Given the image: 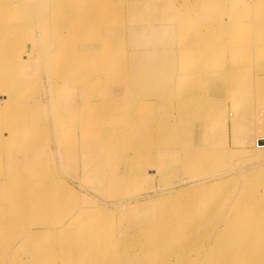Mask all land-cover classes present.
I'll use <instances>...</instances> for the list:
<instances>
[{
    "label": "rangeland",
    "instance_id": "obj_1",
    "mask_svg": "<svg viewBox=\"0 0 264 264\" xmlns=\"http://www.w3.org/2000/svg\"><path fill=\"white\" fill-rule=\"evenodd\" d=\"M106 1L104 0V3ZM0 2L4 3L2 5L13 7V15H15L14 18L16 20H28L30 23L33 21V24H35L34 30L28 27L16 35L19 39L23 37L25 40L21 43L22 51L19 54H23L26 68L30 70L29 76H33L32 80L25 81L24 83L26 84L20 86L16 91L17 96L10 94L11 97L7 96L5 100L4 96H2L0 106H4L8 100L19 104L16 108H12V112L8 115L9 117H19L21 109L18 110V107L21 104L36 105L32 108L35 110L24 118V127L21 129L19 127L20 131L27 134V137L23 141L20 139L15 140L14 142L18 143L14 144L13 142L12 144L14 145L11 143L7 145L3 141L2 147H0V178L3 177V179H0L1 215L3 216V211L5 210V213L7 212L11 216L9 209H13L15 206V203L12 202L14 197H16L13 192L14 187H10L8 184V181L12 178L17 180L20 185L23 184L21 182L29 184L31 181L32 183L35 181V184L39 187L40 184L46 183L44 185L45 190L49 193H47V197L53 198V201H48L49 198L47 197H44L45 201L34 199V205H30V210L28 209L21 218L18 217L15 229L13 231L6 229L8 232L0 236V252L10 257L9 264H13V262L14 264H33L32 255L36 252H29V248L37 245L48 248L47 255L49 256H45L47 257V264L63 263V260L58 256L59 253L55 254L53 247L62 250L60 255H66V257L72 254L74 250H79L84 245L88 246L92 243L94 246H99V248L102 246L99 251L105 252L107 244L112 241L113 237L116 236V238L122 240V238H128L132 234V230L142 229L146 225L158 226L163 215L168 218L167 223L170 222V224L176 225V227L185 231L186 226L192 219L198 222L201 220L199 217L202 214H206L209 219L211 218L210 220L207 218L208 220L202 221L207 226L201 225L199 230H195V234L190 238L193 242L202 239L204 233L210 229L211 223L217 222L218 227L224 219H228L230 223L226 230L230 232L233 230V226H230L232 222L246 221L243 216L237 218L234 214L226 215V212L230 205L236 203L234 202L236 197H239L242 192H246L248 186L244 187L245 177L255 175L251 182L254 185L253 188L260 191L264 189V146L258 145L257 141L259 138L257 137L258 139H255L256 143L252 148L234 150L228 145L227 131L229 126H226L223 120L227 119V121L233 123L242 114H246L248 123L253 127L255 125L260 126L258 135L262 134L263 139L261 138V140H264V103H261V101L263 102L261 96L264 92L257 89L263 83L258 75H264V70H261L262 68L259 66L264 50H258L259 48L255 46V50H252V52L258 59L254 57L252 62H242L248 55V50L253 47L252 36L242 32L244 30L256 32L259 30L256 26L257 23H263L264 25V0H241L239 2L240 6L246 9V14H235L232 19L228 14H223V11L221 19L219 16H214L215 21L222 27L219 32L229 29L226 25L227 22H225L227 20H232V27L235 22H239L244 27L239 28L237 33L232 30H226L224 33L225 41L215 42L221 44L222 47L218 48V51L222 53L209 60L205 65L206 74L213 75L205 78L206 80L200 85V87L203 85L202 89L200 87L197 89L198 92L190 100L191 103L186 113L181 111L185 106L183 100L177 98V95L175 96L173 93V82L175 88H177L176 82L183 74L176 77L173 75V78L170 79L167 72H165L164 66V72L158 80L159 91L155 90L154 92L155 94L157 93L155 97L138 93L140 96H136L130 102L132 108L126 109L125 114L118 116L121 117L118 118L119 122H122L124 117H126L124 120H128V124L124 122L122 126L125 129V135L119 132L117 141L109 145L108 148L104 144L105 141L99 138L101 130L94 129L90 132L89 129L103 124L102 117H105L106 112H102L104 111L103 108L101 109L100 107L99 109L98 105H100V101L111 98L112 90H117L113 91L114 97L119 93V95L122 94L121 91L124 89L122 80L114 78L111 83L103 84L98 88L73 87L69 93L67 91L66 94L58 97L57 88L63 82L61 81L57 85L55 79L64 75L67 66L53 71L45 60L40 61V64H42L40 67L34 66L35 60L41 59L49 48L45 45L44 40L41 39L42 36L39 35L41 25L37 24V22L41 20L44 14L49 21H52L53 32L59 33L64 28L59 24L70 22L71 15L66 12H59L58 9L61 7L56 3L57 0H0ZM176 2L175 0L163 2L158 0L146 1L147 8H149L147 15L126 14L127 21L124 22L126 24L130 22L128 28L112 25L114 35H116L117 31L125 29V38L129 45L128 50L133 48V42L135 45H140L141 43V50L144 49L146 52L162 51L167 56L172 50L160 49L163 48L162 46L170 38L175 40L172 44H166L170 48L177 49L179 45L176 42L180 41V38L184 43L197 44L200 47V44L203 43L201 34L197 30L202 28L200 19L191 14L187 20L188 22L175 23L178 19V14L160 13L157 10V7L159 9L161 6L163 9H168ZM47 5L50 6L49 14L47 10H44ZM134 5L139 10V5ZM16 6H20V8L17 9ZM53 11L58 13L53 14ZM15 19L10 20L8 17H1L0 28H2L0 30L7 29L6 26L15 27L17 24ZM169 24H171L170 28L166 30L165 27ZM74 25L73 22H70L64 31V35H66L68 28L73 34H76ZM48 28H50L49 25L45 26V29ZM187 30L191 35H185L184 31ZM182 32L184 33L181 34ZM216 35L218 36V34ZM236 36L239 42H242V39L247 41L245 46L242 45L240 47L242 51L238 53L240 59L238 65L235 62L233 63L236 57L229 51ZM197 38L200 39L199 43ZM67 40L69 39L64 38L62 35H54L53 47L55 48V55L64 52L62 49H57V46L61 41ZM5 43L0 37V54L12 51V49H7L6 47L13 44L7 43L8 45L4 48L1 45ZM141 50H137L136 54H140ZM73 53L74 51H70L68 55ZM53 56L52 62L54 64L55 56ZM3 62L4 57H0V86L5 83L4 75L2 74L5 71ZM183 62L184 60L181 59L174 61V74H179L178 69H182L181 63L183 64ZM140 65L147 66L145 62H142L140 64L137 63L136 67L138 68ZM37 67L38 69L36 70ZM62 68L64 71H62ZM33 69L35 71L31 72ZM213 70L217 71L209 72ZM44 78L48 80L45 86V91L47 92L46 100L37 97L39 84H41V79ZM20 83L21 81L18 78L12 85L18 86ZM130 85L131 91L133 89L136 90L134 80L130 81ZM186 89L191 88L186 87ZM114 92L119 93L116 94ZM260 93L262 94L261 96L259 95ZM86 96L92 98L96 103H92L95 115L90 116L91 114L88 115L86 112L89 110L86 107V102H88L89 98ZM89 101L91 100L89 99ZM141 106H144L143 112H140L139 108ZM77 107L78 110H76ZM225 110L226 112H224ZM137 118H142L145 120L144 122L152 124V126L143 128L144 132L140 133L141 131L138 127L130 126L134 125L133 123L138 124ZM88 121L91 123L87 124L86 122ZM164 124L171 128V133L175 136L176 145L160 141L156 134L152 133L155 125ZM114 127L116 128L117 126L114 125ZM220 127L226 128L221 132ZM83 135H85L84 138H82ZM23 143L28 146L27 149H32L33 153L29 154L27 152L22 161L21 159L15 160L18 157L15 152L19 151ZM48 144L55 145L54 150H56V155L58 156L57 160H59L61 172L56 168L57 165L54 164L53 170H47L48 175L47 178L43 179V182L37 179L38 174L41 173L39 169L43 163H46V166L50 163L52 154L53 157L55 156L53 147L50 146L49 148ZM183 147L187 148L192 155L195 154L200 162L188 163L186 161L188 155L183 150ZM88 154L90 159L88 157L87 160L86 155L88 156ZM170 155L175 157L172 158ZM80 156L83 157L82 160H85L83 162L84 177L77 176L74 188L60 177L59 173L63 175L69 174L68 169L70 166L73 170H76L78 166L80 168L79 163L82 158ZM253 156H258V158ZM32 159L33 162H31ZM53 160H56V158ZM74 164L76 165L74 166ZM120 165L121 170H119ZM23 166H25V170H22L21 167ZM139 168H142V170H138ZM37 170L38 174H35ZM134 174H136V179L132 178ZM221 182H225L223 183L224 186L221 188L217 187L214 191L212 189L214 186L212 185ZM34 188L36 187H31V189ZM194 191H197V193L201 192V194L192 198ZM176 195H181L182 197L179 198L180 202L173 206L175 211L171 208L172 205L170 208L168 204V206L160 205V201L163 200L166 204V202L173 200L174 198L172 197ZM167 207L168 211H166ZM44 211L46 214L41 218L40 214L45 213ZM94 212H99L100 217L96 216V219H93L90 224L91 227H84L88 225L87 222L82 223L84 226L81 227L86 235L89 233L92 235V242L88 239L73 240L72 215L74 217L79 214ZM11 218L15 217L11 216ZM1 219L3 221V218ZM202 222L201 224H203ZM37 225L41 227H37ZM51 227H54V230L59 232H56L57 234L48 232L47 229ZM143 229L145 230V228ZM32 230L41 232L37 235L38 241L37 238L33 242L30 239ZM62 230H64L63 233L61 232ZM185 231L184 237L186 236ZM131 244L133 245L134 243ZM20 246L25 248L28 253L16 254L13 249L20 248ZM10 248L12 249L10 250ZM50 248L51 250H49ZM175 254H180L181 257L178 262L175 258H172V264H186V251L178 250ZM13 255L17 259L22 257L23 259L19 261L15 259L17 261H14ZM171 256L173 257L174 255L171 253ZM192 256L195 264H198L202 257L201 253L197 254L195 251H193ZM111 261L112 263L122 261L121 253L119 252L117 257L111 258ZM125 263H130L129 258L125 259ZM134 264L149 263L135 259ZM153 264H158V262L154 261Z\"/></svg>",
    "mask_w": 264,
    "mask_h": 264
},
{
    "label": "bare ground",
    "instance_id": "obj_2",
    "mask_svg": "<svg viewBox=\"0 0 264 264\" xmlns=\"http://www.w3.org/2000/svg\"><path fill=\"white\" fill-rule=\"evenodd\" d=\"M146 1L149 0H120V1L107 0L105 3L104 0H57L56 3L61 7L58 9L59 12L60 13L66 12L71 15L70 22H73L75 24L74 27L76 30V34H73L72 31L68 28L66 35H64L65 34L64 31L67 29L70 22L60 23L59 25L64 28L63 31L60 30L59 33L53 32L52 21L51 20L49 21L44 16V14L41 20L37 22V24L41 25L39 35L42 36L41 39L44 40L45 45H47L49 48L44 53V56L41 59L35 60L34 66L40 67V65H42L40 64V61L42 60H45L53 71H55L56 69L59 70L61 67L67 66L64 75L55 79L56 81L55 83L57 85L59 82L61 81L63 82V84L57 88L58 97L66 94L67 91L69 93L73 87L76 88L78 86H82V88L85 89L98 88L103 84L111 83L114 80V78H117L120 81L122 80L121 81L122 86H124V89H122L121 91L122 94L119 95L120 94L119 92H118L119 94L117 92H114L118 94L116 97H114L113 91H117V90H112L111 98L105 97L106 99L104 101L103 100L100 101V105H98L99 109L100 107L101 109L103 108L104 111L102 112H106L105 117H102L103 124L100 125L99 127H91L89 129L90 132H92L94 129L101 130V136L99 138L105 141L104 144L107 146V148L109 145H112L115 141H117L119 132L125 135L124 132L125 129H123L122 126L124 125V122L128 124V120L127 119L124 120V118L126 117L124 118L122 117L123 118L122 122H119L118 118L121 117L118 116L125 114L126 109L132 108L130 102L136 96H140L139 94L155 97L157 93L155 94L154 92L155 90L159 91L158 80L160 79L162 73L164 72L163 71L164 66H165V72H167V75L169 76L170 79L173 78L172 77L173 75L176 77L180 74H183L179 77V79L176 82L177 88H175V84L173 82L174 85L173 93L175 96L177 95V98L183 100L185 106L183 107V109H181V111L183 113H186L189 104L191 103L190 100L194 98L195 94L198 92L197 89L206 80L205 79L206 77L208 78L213 75V74H206L207 72L205 71V65L209 60L213 59L215 56L221 55L222 53L218 51V48L222 47L221 44L215 42L225 41L224 33L226 32V30L228 31L232 30L237 33L239 28L244 27L239 22H235L232 27V23H231L232 20L229 21L227 20L225 22H227L226 25L229 27V29H226L224 32H219V30L222 27L219 23L215 21L216 19L214 18V16H219V18L221 19L223 17V14H228V16L231 17L232 19L234 18L235 14H246V9L240 6L239 2H241V0H175L177 2L171 5L168 9H163L161 6V8L159 7V9L157 7V10L160 13L165 12L169 14H178L177 16L178 19L176 20L175 23L187 21L191 14L193 16H196V18L200 19L202 23L200 21L199 22L202 28L197 29L203 39V43L200 44V47L197 44L194 45V44L184 43V41L180 38V41L176 42V44L178 43L177 45H179V47L177 49L170 48L169 46H166V44H172L175 42L174 38L173 40L172 38H170V40L166 41L164 46H162L163 48L160 49V50L171 49L172 52L169 53V56L164 54L162 51H158V52L155 51L156 53L153 51L146 52L144 51V49L141 50L140 47L141 43L140 45H135L134 42L132 43V47L137 49L132 48L131 49L133 51L132 52L131 50H128L129 45L126 42L125 29L121 31H117L116 35H114L112 25L120 28H128V24H130V22H127L128 24L124 22L127 21L126 14L132 13V14L147 15L149 8H147ZM151 1H156V0H151ZM158 1L163 2L167 0H158ZM168 1H174V0H168ZM133 3L139 5V10L136 8V6ZM0 4H1L0 18L8 17L10 18V20H14L15 15H13L14 14L12 10L13 7L8 5H2L4 4L2 2H0ZM16 8L18 9L20 8V6H16ZM44 10H47L49 14L50 6L49 5L45 6ZM56 13L58 12L53 11V14ZM16 21L17 22L15 23L17 24L15 27L6 26L7 29L0 30V37L4 41V43L7 42L13 44L12 46H9L7 43L1 45L4 48L8 45L6 48L12 49V51L9 53L6 52L0 54V57H4L3 64L5 66V71L2 73L4 75L3 78L5 83L3 86H0V99L2 96H4V100L6 99L7 96L11 97L10 94L13 95L15 94L17 96L16 91L20 88V86L26 84L24 83L25 81L28 80L31 81L32 80L31 78L33 77V76H29L30 70H27L26 68L23 54H19L22 51L21 43L24 42L25 40L23 37L19 39L18 37H16V35L19 32L26 30V28L28 27H30L29 29L34 30L35 24H33L34 23L33 21H31L30 23V21L28 20H16ZM47 25H49L50 28L45 29V26ZM170 25L171 24L166 25L165 29L168 30L170 28ZM256 26L259 28V30H257L256 32L246 31V30L242 32L244 34L251 35L253 40V47L251 50H248L247 53L248 55L246 56L245 60H243L242 62H252V59L254 57L258 59V57L255 56L254 53L252 52V50H255L254 49L255 46L259 48L258 50H262V51L264 50V25L263 23H257ZM3 28H5V26H3ZM158 28L160 27L158 26ZM184 32L186 36L191 35L188 30ZM184 32H182L181 34H183ZM216 34H218V36ZM54 35H59V36L62 35L64 38L69 39L64 42L61 41L58 44L57 49H62L64 50V52L59 53L57 55L54 54L55 51V48L53 47ZM197 40L199 43L200 39L197 38ZM246 44H247L246 40L242 39V42H239L236 36L234 43H232L231 45V50H229L236 57V60L234 59L233 63L235 62V64L237 65L240 63L238 53L242 51L240 47L242 45L245 46ZM139 49L141 50L140 54L139 53L136 54V51ZM197 50L199 51L197 52ZM70 51H74V53L68 55V52ZM210 52L216 54H212ZM52 56L54 57V64L52 62ZM263 56L261 57L262 59L259 64V66L262 68L261 70H264ZM178 59L184 60V62L183 64L181 63L182 69L181 70L178 69L179 74L175 73L176 74L175 75L173 64L174 61H177ZM142 62H145L147 66L140 65L137 68L136 64L137 63L140 64ZM38 67L36 68V70L38 69ZM33 71L35 70L33 69L31 72ZM62 71H64L63 68ZM214 71L217 70H213L209 72H214ZM258 76L260 80L263 81V83L257 89L264 92V75L260 74ZM131 77H133V79H131ZM18 78L21 81L20 85L18 86L12 85V83L16 81ZM131 80H134V83H136V90L135 89H133L132 91L130 90L129 86H131L130 85ZM186 87H190L191 89H186ZM262 94L260 93L259 95L260 96L262 95L261 100H263V102L261 101V103L263 104L264 93ZM86 97L89 98L88 96ZM89 99L91 101H89ZM89 99L87 100L88 102H86V107L89 108V110L86 112L88 115L91 114L90 116H92L96 114L93 110L94 105L92 103L94 104L96 103L92 98ZM17 105L19 104L12 101L10 102V100H8L4 106L2 105L0 106V126H1L0 147H2L3 141H5L7 145H9L10 143L12 144L15 140L20 139L21 141H23L27 137L26 136L27 134L23 131H20V129L24 127V123H23L24 118L27 115H30L33 110H35L32 109L35 104H32V106L21 104V106L18 107V110L21 109L19 112L20 116L9 117L8 115L10 114V112H12V108L14 107L16 108ZM38 105L40 106L39 103ZM143 107L144 106H141V108H139L140 112H143L142 111ZM76 110H78V107L76 108ZM224 112H226V110ZM136 121H138V124L133 123L134 125H130V126L138 127V129L141 131L140 133L144 132L143 128L152 126V124L144 122L145 120H143L142 118H137ZM230 122L231 121H227V119L223 120V123L226 124V126H229ZM86 123L89 124L91 122L88 121ZM114 125H116L117 127L115 128ZM225 128L226 127H220L221 132L224 131ZM153 129L154 131L152 130V133L154 132L160 141H165L167 143L176 145L175 136L172 135L171 128L167 126V124L155 125ZM84 136L85 135H83L82 138H84ZM262 137L263 135L260 134L258 136L259 139L256 138V140L258 139L259 141L261 140ZM15 143L18 142H14V144ZM255 143L256 141L254 142V144ZM258 145L264 146L259 143ZM27 147L28 146H25V144L23 143V146L19 148V151L17 153L15 152V155H18V157H16L15 160L21 159L22 161L24 155L27 152L29 154L33 153V150L27 149ZM183 150L188 155V158L186 159L188 163L192 164L195 162H200L197 156L195 154L192 155V153L189 152L187 148L183 147ZM171 157L173 158L175 156H171ZM256 158H258V156ZM31 162H33V159L31 160ZM21 168L22 170H25V166ZM138 170L141 171L142 168H139ZM135 176L136 174H134L132 178H135ZM254 176L255 175L245 177L244 187L248 186L246 192H242L239 195V197H236L237 200L235 199L234 201L236 203L230 205L229 208L227 209L226 215L234 214L235 217L237 218L242 216L246 218L245 222L244 221H237L234 223L232 222L230 226H233V230L230 232H227L226 230L230 221H228V219L227 220L224 219V221L220 225H218V227L216 224L217 222H215L214 224L211 223L210 229H208L204 233L202 239H200L197 242L195 241L193 242V240H191L190 238L192 237L193 234H195V230H199L201 225H206V223L203 222L209 219L206 214L204 215L202 214L199 217V219L201 220H199L198 222L195 221V219H192L190 223L186 226V231L182 228L176 227V225L170 224V222L167 223L168 218L165 215H163L162 220H160L161 222L158 226L146 225L143 227L145 228V230L142 227H141L142 229L139 230H132V234L128 238L126 237L124 239L122 238V240L116 238V236L113 237L112 241H110L107 244L105 252L99 251L102 249V246L99 248V246H94L92 243L88 246L84 245V247H82L79 250L78 249L74 250V252L67 257L66 255L65 256L60 255L62 253V250H59L57 247H53L55 254L59 253L58 255L59 258L63 260L62 264H134L135 259H138L140 261H147L149 264H153L154 261H157L158 264H172V258H175L177 262L179 261L181 257L180 254H175L179 250V251H186V258H187L185 262L186 264H195L194 257L192 256L193 251L197 252V254L201 253L202 255L198 264H264V189L260 191L253 188L254 185L251 182L253 181ZM21 183L23 184L20 185L17 182V180H15L14 178L8 181L9 186L14 187L13 192L14 195L16 196L12 201L13 203H15V206L13 207V209L12 208L9 209L11 216L15 218H11L10 214H8L7 212L5 213V210L3 208L4 214L2 216L3 221L0 222V236L8 232L6 231V229L9 231L10 230L13 231L15 229V227L17 226L18 217L21 218L23 215H25L28 209L30 210L31 207L30 205L31 204L34 205V199L45 201L44 197L46 198L47 195L49 194L48 191L45 190L44 185H46V183L40 184L39 187H37L35 181H33V183L31 181L29 184L27 182H21ZM223 183L225 182L212 185L214 186L212 189L215 191L217 187L220 188L223 187L224 186ZM31 187H36V188L31 189ZM196 193L197 191H194L192 193V198L195 196L198 197L199 194H201V192H198L197 195ZM21 195L23 196L21 197ZM180 197L182 196L176 195L172 197L174 198L173 200L166 202V204L165 201L163 202V200L160 201L159 203L160 205L168 204L169 208L172 205L171 208L175 211L173 206H175L178 202H180L179 199ZM47 198H49L48 201H53L52 197L48 196ZM166 211H168V207ZM99 214H100L99 212H94L87 214L86 213L79 214L78 216H74V217L72 215L71 221L73 224L72 229L74 231V234L72 236L73 240L80 241V240L88 239L90 242H92L91 240L92 235H90V233L86 235L84 231L81 229V227L84 226L82 223H86V222L88 225H85L84 227L86 226L91 227L90 226L91 222L93 221V219H96V216L100 217ZM225 218L227 217L225 216ZM201 222L203 224H201ZM54 229H55L54 227H51L48 228L47 230L50 233L57 234L56 232L59 231ZM90 229H95V228H90ZM100 230L102 229L100 228ZM184 231L186 233L185 237H184ZM61 232L63 233L64 230H62ZM40 233L41 232H35L33 230L30 232L31 235L30 239H32V242L36 240V238L38 241L37 235ZM131 243L134 244L132 245ZM180 243H182V245H180ZM114 244L116 245L113 246ZM117 248L122 255V261L112 263L111 258L117 257L119 255L118 250H116ZM11 249L12 248H10V250ZM16 249L17 250L19 249V251H17ZM16 249H13L16 254L17 253L23 254L24 252L28 253L27 250L25 248H22L21 246L20 248H16ZM49 250H51V248ZM47 251L48 248L42 245L31 246L29 248V252H36L32 255V262L33 260L34 262H36L33 264H47L46 262L47 257H45V256H49L47 255L48 254ZM171 253L174 255L173 257L171 256ZM15 257L16 256H14L13 258L14 261L17 260L19 261L23 259V257L20 259L19 258L17 259V257L16 258ZM192 257H193V261H192ZM128 258L130 263H125V259ZM9 260L10 257H8L7 254H2L0 252V264H9Z\"/></svg>",
    "mask_w": 264,
    "mask_h": 264
},
{
    "label": "crops",
    "instance_id": "obj_3",
    "mask_svg": "<svg viewBox=\"0 0 264 264\" xmlns=\"http://www.w3.org/2000/svg\"><path fill=\"white\" fill-rule=\"evenodd\" d=\"M47 82H48V80L44 78V79H41V84H39V93H38L37 97L42 98L43 100H46V93L47 92L45 91V86L47 85ZM44 83H45V85H44ZM48 109H49V107H48ZM247 118L248 117H247L246 114H242L235 122L230 123V125H229L228 131H227V137H228V140H229V144L228 145L231 146L232 148H234V150H243V149L252 148L254 146L255 139L259 136L258 135L259 134L258 131H259V127L260 126L258 127V126L255 125L253 127L250 123H248ZM48 145H49L48 146L49 148H50V146L53 147V151L55 153V156L53 157V154H52V159H51L50 163L47 166H46V163L42 164L41 168L39 169V170H41L40 174H38V170H37V173H35V174L39 175L38 178H37L38 181H40V180L43 181V179L47 178V175H48L47 173H48L49 170H53V165L54 164L57 165L56 168L59 170V172H61L60 171V167H59L60 163H59V160H57L58 156L56 155V150H54L55 145H51V144H48ZM80 157H82V156H80ZM86 157H87L86 158L87 160H88V157L90 159V155L89 154H88V156L86 155ZM55 158H56V160H53ZM82 159H83V157L80 159V163H79L80 168L78 166V168L76 170H73L71 168V166H70L69 169H68L69 170V174H65V175H63L61 173H59L60 175L58 174L60 177H62L64 180H66L68 182V184H70L74 188L76 186L75 182H77L76 181V179L78 178L77 176H81V178L84 177L83 162L85 160H82ZM84 159H85V157H84ZM75 165L76 164H74V166ZM119 170H121V165H120ZM0 179H3V177L0 178ZM105 192L107 193V190ZM45 214H46V212L45 213H41L40 214L41 218L44 217ZM54 215H56V214H54ZM1 218H2V215H1V210H0V221H2ZM27 220H28V218H27ZM37 227H41V226L37 225ZM33 263H36V262H34V260H33Z\"/></svg>",
    "mask_w": 264,
    "mask_h": 264
},
{
    "label": "water",
    "instance_id": "obj_4",
    "mask_svg": "<svg viewBox=\"0 0 264 264\" xmlns=\"http://www.w3.org/2000/svg\"><path fill=\"white\" fill-rule=\"evenodd\" d=\"M258 143L264 145V140H259Z\"/></svg>",
    "mask_w": 264,
    "mask_h": 264
}]
</instances>
